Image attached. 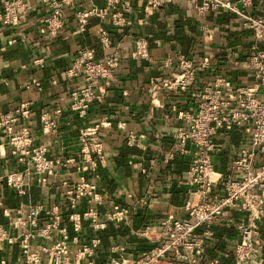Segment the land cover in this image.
I'll return each instance as SVG.
<instances>
[{
    "label": "built area",
    "instance_id": "obj_1",
    "mask_svg": "<svg viewBox=\"0 0 264 264\" xmlns=\"http://www.w3.org/2000/svg\"><path fill=\"white\" fill-rule=\"evenodd\" d=\"M94 1L40 0L50 10L42 21L40 34L56 37L65 26L67 8ZM99 1L102 7L90 5L75 12L76 32H84L89 22L96 19L98 23L90 30L107 53L97 62L93 50L85 49L65 72L68 80L79 78L81 81V86L70 93L68 107L80 120L87 118L92 103L102 101L107 83L122 58L120 49L112 43L101 23L108 21L113 28L121 29L128 25L132 13L133 0ZM139 1L143 14L149 17L181 0ZM198 1L195 5L198 16L227 12L235 15L242 28L252 33L255 44L244 64L251 84L240 85L233 82L227 72L216 73L212 56H202L197 61L176 53L160 62L159 68L170 73L149 79L147 94L151 105L162 108L159 97L173 94L188 95L195 107L190 113L171 106L170 113L164 116L167 122L173 117L181 125L172 134L174 145L164 155L163 162L167 164L183 156L190 158L181 183L189 194L183 206L186 218L169 215L163 221L146 225L140 232H132L133 236L145 239L150 249L131 259L123 246H112L109 264H199L217 224L235 227L237 242L232 250L233 264H264V243L259 232L264 226V16L256 17L251 13V0ZM27 9L23 0H0V26L17 27ZM202 31L207 41L212 42L213 36L207 29L202 27ZM257 42L263 43L262 49L257 47ZM14 43L12 40L0 45V67L7 46ZM155 45L159 46L160 42L156 41ZM129 56L136 61L154 63L143 37L134 40ZM31 86L41 90L34 79ZM61 114L59 107L41 110V134L52 135ZM32 115L27 101L7 113L0 112V159L9 154L22 168L2 173L0 185L4 184L21 197L32 179L42 187H58L62 204H21L16 210H8L3 208L0 195V209L7 220L6 226L0 225V264H98L101 238L97 234L109 224L127 225L130 209L145 206L151 194L135 199L124 193L128 207L112 203L108 211L100 212L104 199L98 191L96 171L98 161L105 159L100 132L108 128L109 123L103 120L79 131L76 158H50L48 149L36 143L29 126ZM234 130L243 132L245 142L231 155L228 170L222 174L216 170L214 162L221 153L216 144L217 136ZM128 142H135L133 134L129 135ZM87 174L91 178L88 179ZM229 211L243 215V220L235 222L227 216ZM84 225L95 234L85 242L81 238ZM14 250L17 263L9 259ZM209 264H219V261L213 259Z\"/></svg>",
    "mask_w": 264,
    "mask_h": 264
},
{
    "label": "crops",
    "instance_id": "obj_2",
    "mask_svg": "<svg viewBox=\"0 0 264 264\" xmlns=\"http://www.w3.org/2000/svg\"><path fill=\"white\" fill-rule=\"evenodd\" d=\"M23 1L28 9L20 17L18 26H0V45L15 41L7 46L2 55L0 112L7 113L21 102H29L33 111L29 126L36 143L48 149L50 158H76L79 152V131L86 125L97 124L103 120L109 123V127L101 129L100 132L105 159L103 162L98 161L96 171L99 177L96 184L104 199L100 212L108 211L112 203L128 207L130 204L124 193L131 194L135 199L146 198L148 194H151V197L145 206L130 209L127 225L109 224L107 231L105 229L97 234L101 236L97 261L98 264H109L112 257L109 249L112 246H123L126 255L136 259L150 249V244L145 239L133 236L132 232H140L146 225L163 221L169 215L177 219L186 218L183 206L189 199V194L188 189L181 183L186 177L190 158L183 156L167 164L163 162L164 155L170 152L174 145L172 134L181 125L171 116L167 122L164 116L170 113L171 106L190 113L195 107L188 95L163 94L159 97L162 108H157L151 105L147 94L151 77H166L170 73L169 70L159 68L163 59L176 53L186 56L176 43L178 41L172 38L174 22L179 18L193 20L194 31L185 29L187 37L193 39L189 59L195 58L199 61L202 56H212L216 73L227 72L233 82L240 85L251 84L244 64L250 56L251 46L255 44L252 33L242 28L235 15L227 12L198 16L195 11L198 0H181L174 7L162 9L149 17L143 14L140 1L133 0L132 13L126 27L117 29L108 21L101 23L102 28L116 40L114 44L120 49L122 58L107 83L102 101L92 103L87 118L80 120L68 107L70 93L81 86V81L79 78L68 80L65 72L79 52L85 49L93 50L97 62L102 61L107 52L99 47L96 40L98 37L90 30L98 21L91 20L86 32L77 33L75 12L90 5L102 7L103 3L96 0L91 4L84 2L67 8L64 28L56 37H52L40 34L42 21L49 15V8L42 5L40 0ZM251 2V13L256 17H263L264 0ZM202 27L213 36L212 42L207 41ZM141 37L145 38L149 45L153 64L136 61L129 56L134 40ZM156 41L160 42L159 46L155 45ZM256 44L262 49L263 43ZM33 79L39 82L40 91L31 86ZM201 82L203 83L202 80ZM56 107L62 111L57 128L52 135L44 136L41 134L39 112L51 111ZM130 134L135 136L134 143L128 142ZM244 140L245 136L241 130L217 136L216 144L221 148V153L214 158V162L218 172L226 173L231 155L236 154ZM21 169L9 154L0 159V175L6 171ZM86 177L89 179L91 175L87 174ZM11 192L4 184L0 185L3 208L8 210H16L21 204H62L61 190L58 187H42L32 179L23 197L16 196L18 199L11 198L12 201H8ZM227 216L232 217L235 222L244 218L236 211L227 212ZM0 225H7L2 209ZM259 232L264 243V226L260 227ZM94 235L87 225H84L82 240L85 242ZM236 242L237 233L234 226L217 224L214 226L213 239L199 264H209L213 259H218L219 264H233L232 250ZM218 245L219 253L214 256L212 251ZM9 257L13 263H17L16 250L12 251Z\"/></svg>",
    "mask_w": 264,
    "mask_h": 264
},
{
    "label": "trees",
    "instance_id": "obj_3",
    "mask_svg": "<svg viewBox=\"0 0 264 264\" xmlns=\"http://www.w3.org/2000/svg\"><path fill=\"white\" fill-rule=\"evenodd\" d=\"M174 6L175 5H170V6L161 8L160 10L165 9V8H171V7H174ZM160 10H158V11H160ZM154 15H155V13H154ZM154 15H151V16H154ZM93 21H97V20L96 19H93ZM186 28L190 32H193L194 31L195 27H194V24H193V20L190 19V18H179L176 22H174V35L172 36V38H174V40L178 41L176 43H178L180 45V47L182 48L181 50L184 53V55H186L185 57L189 58L190 55H191L190 54V51H191L190 48H191V45L193 44V39L187 37V35L185 34V29ZM161 29H162V26H160V30ZM86 31H87V29L84 32H86ZM109 36H110V39H111L112 43L113 44L116 43V40H114V38L112 39L110 33H109ZM96 40H97V44H99V47L101 48L100 43H99V39L97 38ZM197 54H200V53L197 52ZM208 75H210V74H208ZM14 195L15 194L13 192H11V196L8 198L9 199L8 201H12L11 198L16 199L18 197V196L16 197V195L15 196ZM21 197H23V196H21ZM18 198H20V197H18ZM107 229H108V227L106 228L105 231H107ZM213 232H214V227H213ZM100 238H101V236H100ZM219 248H220V246L218 245V246H216L215 250L212 251V253L214 254V256L219 253V250H220ZM207 249H208V247H207ZM206 252H207V250H206Z\"/></svg>",
    "mask_w": 264,
    "mask_h": 264
}]
</instances>
